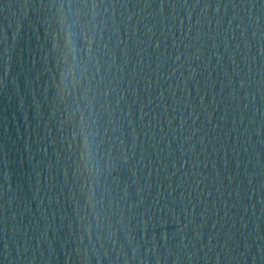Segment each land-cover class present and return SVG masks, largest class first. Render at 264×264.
<instances>
[{"label":"water","instance_id":"water-1","mask_svg":"<svg viewBox=\"0 0 264 264\" xmlns=\"http://www.w3.org/2000/svg\"><path fill=\"white\" fill-rule=\"evenodd\" d=\"M0 264H264V0H0Z\"/></svg>","mask_w":264,"mask_h":264}]
</instances>
